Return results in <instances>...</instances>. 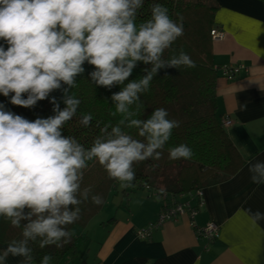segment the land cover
Here are the masks:
<instances>
[{"label":"clouds","instance_id":"9594fccd","mask_svg":"<svg viewBox=\"0 0 264 264\" xmlns=\"http://www.w3.org/2000/svg\"><path fill=\"white\" fill-rule=\"evenodd\" d=\"M143 6L144 0H0V40L7 45H0V94L10 96L12 105L33 108L62 89L65 103L61 109L53 98L55 114L34 121L0 104V218L21 229V239L0 251V264L9 256L34 264L32 243L43 249L71 242L69 226L80 219V205L103 202L91 186L82 189L89 162L98 163L121 189L133 187L134 165L159 160L179 127L164 108L136 118L140 97L160 69L196 66L183 50L163 58L183 35L182 19L174 21L167 7L154 3L150 18L137 23ZM138 62L151 67L129 80ZM85 63L94 68L89 76L95 86H121L111 96V115L120 119L101 127L89 148L63 134L79 103L69 92ZM168 154L170 160H189L193 150L179 144ZM248 171L253 184H264V162H249ZM248 211L254 224L264 220V213ZM51 261L45 255L40 264Z\"/></svg>","mask_w":264,"mask_h":264},{"label":"trees","instance_id":"16d2710c","mask_svg":"<svg viewBox=\"0 0 264 264\" xmlns=\"http://www.w3.org/2000/svg\"><path fill=\"white\" fill-rule=\"evenodd\" d=\"M256 1L264 7V0ZM154 3L167 7L169 16L178 23L182 19L183 24V35L165 51L163 58L167 60L183 50L196 65L194 68L180 70L160 69L151 81L149 91L140 97L141 108L136 118L146 119L154 109L164 108L169 113L170 120L179 121V127L173 130L159 160H147L134 165L136 180L130 188L168 204L172 200L179 201L180 197L221 183L238 171L239 161L218 121L216 99L217 80H232L236 77H221L218 72L220 67L214 65V42L211 41L210 32L218 29L215 24L218 7L213 0H144L137 23L150 18V8ZM0 45L7 47L2 40ZM84 67L85 72L77 77L76 87L69 92L79 103L74 108L72 119L65 125L63 134L75 137L85 148H89L100 134L101 127L109 123L115 125L120 119L119 115H111L115 111L111 96L120 91L121 86H114L110 90L95 86L89 76L94 70L93 66L85 63ZM150 67L151 65L138 62L129 80L139 79L146 74L144 70ZM53 98L61 109L65 107L62 89L52 92L47 99L38 101L33 108L12 105L10 96L2 94L0 104L5 106V110L34 121L55 114ZM127 131L134 138L140 139L136 129ZM179 144H186L193 150L191 159L168 158V149ZM117 185L119 182L109 179L98 163L89 162L88 168L84 170L82 189L91 186L93 194L100 195L103 202L94 205L89 199L82 203L80 219L69 226L70 231L84 229L107 205L110 194ZM19 239L21 229L13 228L9 222L0 218V248ZM79 239L73 234L71 242L60 248L48 246L41 249L38 242L30 244L34 264H40L45 255L52 257L51 264H74L78 259Z\"/></svg>","mask_w":264,"mask_h":264},{"label":"crops","instance_id":"0c3cea01","mask_svg":"<svg viewBox=\"0 0 264 264\" xmlns=\"http://www.w3.org/2000/svg\"><path fill=\"white\" fill-rule=\"evenodd\" d=\"M213 2L218 7L215 24L224 33L222 41L213 43L214 65L247 68L245 75L216 82L218 121L231 123L222 129L238 171L200 191L201 202H190L194 217L179 216L147 240L136 234L156 221L166 202L148 194L126 199L116 212H105L98 229L105 239L96 251L91 255L87 247L85 259L74 264H264V220L254 224L248 211L264 213V184H253L248 171L249 162H264V7L256 0ZM208 224L219 230L212 243L195 237ZM21 260L9 256L7 264Z\"/></svg>","mask_w":264,"mask_h":264},{"label":"built area","instance_id":"2783aa9c","mask_svg":"<svg viewBox=\"0 0 264 264\" xmlns=\"http://www.w3.org/2000/svg\"><path fill=\"white\" fill-rule=\"evenodd\" d=\"M211 41L214 43L220 42L224 38V33L221 29H214L210 32ZM219 74L223 78L238 77L240 74H247V68L242 65L236 66H223L219 68ZM231 123L228 120L221 122V127L223 129H228ZM201 198V192L197 191L185 197H180L179 201L172 200L163 211L159 214L158 218L153 224L147 226L144 230L138 232L136 235L139 239H150L151 233L154 230L160 229L163 225L168 222L173 221L175 218L183 215H189L190 218L195 216V210L190 207V202L195 199ZM197 240H202L206 243H212L218 240L219 230L213 224H208L202 230H197L195 233Z\"/></svg>","mask_w":264,"mask_h":264},{"label":"rangeland","instance_id":"374dc122","mask_svg":"<svg viewBox=\"0 0 264 264\" xmlns=\"http://www.w3.org/2000/svg\"><path fill=\"white\" fill-rule=\"evenodd\" d=\"M210 2V1H209ZM137 195H146L144 192H138L131 188L121 189L119 185L116 186L115 190L110 194L107 205L101 210L100 214H97L84 229H74L72 233L74 236L80 238L78 241V259H85L82 257L86 248L88 247L89 253L92 255L96 251V244H101L105 239L104 233L98 232L99 226L105 223V212H116L127 203L126 199H132ZM124 202V203H123ZM123 204V205H122ZM8 245L0 248L3 251ZM87 251V250H86Z\"/></svg>","mask_w":264,"mask_h":264}]
</instances>
